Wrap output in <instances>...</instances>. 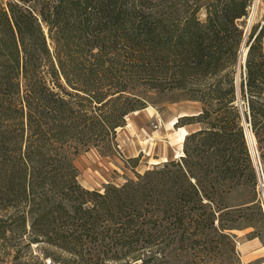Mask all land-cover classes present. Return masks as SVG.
Listing matches in <instances>:
<instances>
[{"label":"trees","instance_id":"1","mask_svg":"<svg viewBox=\"0 0 264 264\" xmlns=\"http://www.w3.org/2000/svg\"><path fill=\"white\" fill-rule=\"evenodd\" d=\"M251 3L0 6V209L15 212L10 221L0 217V231L16 219L70 256L59 264H181L185 250L196 256L202 244L230 242V232L252 227L255 216L263 222L254 200L239 201L255 176L233 73L238 21ZM245 45L239 99L264 172V20ZM139 85L205 104L180 118L204 125L185 137L179 159L103 192L85 189L72 158L111 144L125 117L146 107L131 93Z\"/></svg>","mask_w":264,"mask_h":264},{"label":"rangeland","instance_id":"2","mask_svg":"<svg viewBox=\"0 0 264 264\" xmlns=\"http://www.w3.org/2000/svg\"><path fill=\"white\" fill-rule=\"evenodd\" d=\"M7 1L0 0V6L4 7ZM251 1L247 17L238 21L243 29V38L245 34L248 36L253 25L257 26L264 20V0ZM197 15L200 21H205L204 9H201ZM258 30L259 28L256 33ZM247 36L239 47L233 70L235 83L236 78L240 83L244 71L248 49L245 45ZM131 93L142 100L146 107L125 117V124L116 129L111 144L108 142L94 145L86 151L82 149L72 158L77 169V181L85 189L103 192L107 185L121 186L127 180L135 179L138 174L142 175L155 166L179 159L183 156L185 138L180 155H177L174 150L176 130L184 128L189 135L200 130L204 125L200 122L188 121L190 123H187L180 119L184 116L198 115L205 107V104L199 101L189 100L185 94L160 93L140 85ZM239 101L242 111L246 110L243 100L239 99ZM236 105L239 108L237 101ZM242 125L244 127L243 123ZM253 150L251 154L249 149V154L255 176L253 181L246 184L245 196H243V191H240L239 201L244 200L245 197L247 200H254L249 205L253 208V212H256L255 205L257 210L259 207L263 222L255 216L252 227L230 232L232 236L230 242L214 243L211 249L207 248L206 244H202L196 256L191 255L192 251L189 249L185 250V257L181 260V264H264V172L256 151L255 141ZM14 216V211L0 209V217L10 221ZM9 224L11 226L6 232L0 231V264H59L70 257L59 249L42 242L41 238L36 241L37 236L30 231H23L16 219Z\"/></svg>","mask_w":264,"mask_h":264},{"label":"water","instance_id":"3","mask_svg":"<svg viewBox=\"0 0 264 264\" xmlns=\"http://www.w3.org/2000/svg\"><path fill=\"white\" fill-rule=\"evenodd\" d=\"M246 36H247V34H245V36L243 38V42L245 41ZM246 54H247V52H246ZM236 92H237V103L239 105V109H240V112H241L242 123L244 124L245 138L247 140V144H248V147H249V149L251 151V154H253V147H252L251 140H250V137H249V129H248V126L246 125V122H245V119H244V115H243L242 108H241V102L239 101V83H238V78H236Z\"/></svg>","mask_w":264,"mask_h":264},{"label":"bare ground","instance_id":"4","mask_svg":"<svg viewBox=\"0 0 264 264\" xmlns=\"http://www.w3.org/2000/svg\"><path fill=\"white\" fill-rule=\"evenodd\" d=\"M254 10H255V7L253 9V13H254ZM176 132H177V138H176V140L174 142V145H175V149L174 150H175V153L177 155H180V152L182 150V142H183L185 136L187 135V132H186V130L184 128H179L178 130H176ZM249 137H250L251 144H252V147H253L254 140H253V137H252L250 131H249Z\"/></svg>","mask_w":264,"mask_h":264}]
</instances>
